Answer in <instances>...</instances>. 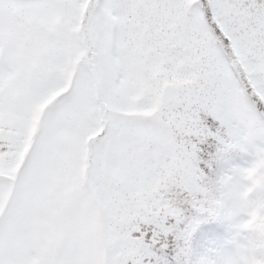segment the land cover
Returning a JSON list of instances; mask_svg holds the SVG:
<instances>
[{
  "label": "snow or ice",
  "instance_id": "snow-or-ice-1",
  "mask_svg": "<svg viewBox=\"0 0 264 264\" xmlns=\"http://www.w3.org/2000/svg\"><path fill=\"white\" fill-rule=\"evenodd\" d=\"M0 264H264V0H0Z\"/></svg>",
  "mask_w": 264,
  "mask_h": 264
},
{
  "label": "trees",
  "instance_id": "trees-1",
  "mask_svg": "<svg viewBox=\"0 0 264 264\" xmlns=\"http://www.w3.org/2000/svg\"><path fill=\"white\" fill-rule=\"evenodd\" d=\"M203 230L207 231V226H203ZM203 240L204 239L202 237V233L198 231V233L196 235V239L194 240V243L197 244V245H200V244H203Z\"/></svg>",
  "mask_w": 264,
  "mask_h": 264
},
{
  "label": "rangeland",
  "instance_id": "rangeland-1",
  "mask_svg": "<svg viewBox=\"0 0 264 264\" xmlns=\"http://www.w3.org/2000/svg\"><path fill=\"white\" fill-rule=\"evenodd\" d=\"M223 235H226V233H223ZM195 239H196V237H195Z\"/></svg>",
  "mask_w": 264,
  "mask_h": 264
}]
</instances>
